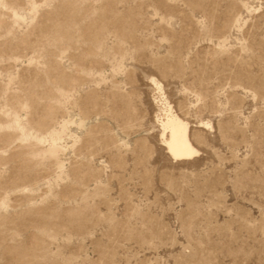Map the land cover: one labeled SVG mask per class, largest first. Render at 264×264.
<instances>
[{
	"label": "rangeland",
	"instance_id": "obj_1",
	"mask_svg": "<svg viewBox=\"0 0 264 264\" xmlns=\"http://www.w3.org/2000/svg\"><path fill=\"white\" fill-rule=\"evenodd\" d=\"M0 264H264V0H0Z\"/></svg>",
	"mask_w": 264,
	"mask_h": 264
},
{
	"label": "bare ground",
	"instance_id": "obj_2",
	"mask_svg": "<svg viewBox=\"0 0 264 264\" xmlns=\"http://www.w3.org/2000/svg\"><path fill=\"white\" fill-rule=\"evenodd\" d=\"M165 122V130L170 132V138L165 142L171 155L175 159H186L196 154L189 141L187 125L174 117H168Z\"/></svg>",
	"mask_w": 264,
	"mask_h": 264
}]
</instances>
